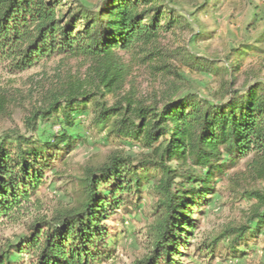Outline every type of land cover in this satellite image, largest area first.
Here are the masks:
<instances>
[{"label": "trees", "instance_id": "obj_1", "mask_svg": "<svg viewBox=\"0 0 264 264\" xmlns=\"http://www.w3.org/2000/svg\"><path fill=\"white\" fill-rule=\"evenodd\" d=\"M178 14L182 11L172 0H102L94 6L79 0H0V67L7 73H22L52 57L84 62L82 72L60 77L28 110V136L0 137V222L30 203L47 173H62L56 163L65 161L79 137L70 130L81 116L90 112L100 131L143 150L137 156L115 150L100 164L85 165L77 178L76 204L34 220L27 235L0 248V264H22L13 259L15 252L29 256L28 264L104 261L111 233L103 221L122 206L139 210L143 190L155 197L146 231L149 249L130 264H182L185 235L195 229L193 213L202 212L226 170L251 155L247 167L264 178V82L257 77H247L237 89L228 82L224 101L174 89L160 103L135 101L127 93L107 103V96L124 88V54L154 60L156 42L166 32L189 28ZM248 49L253 50L231 53L238 59L235 70H242ZM6 106L0 89V113ZM44 122L59 129L41 140L34 134ZM242 193L264 203L259 190ZM259 234L264 235V211L255 210L248 223L226 227L206 248L212 253L227 238V252L234 255Z\"/></svg>", "mask_w": 264, "mask_h": 264}, {"label": "rangeland", "instance_id": "obj_2", "mask_svg": "<svg viewBox=\"0 0 264 264\" xmlns=\"http://www.w3.org/2000/svg\"><path fill=\"white\" fill-rule=\"evenodd\" d=\"M79 1L94 6L102 0ZM172 2L182 11L178 15L189 23V28L175 27L166 32L156 42L159 57L154 60L142 62L141 54H124L128 76L119 94L106 97L109 105L123 93L131 95L135 101L160 103L174 89L181 93L192 92L213 102L224 101L228 82L234 89L244 87L247 77H257L264 82V52L254 50L264 51V0ZM245 47L253 50L248 49L242 70H235L238 59L231 53ZM83 70L81 59L67 57H52L18 74H9L0 67V89L7 99L6 109L0 113V137L5 133L28 136L24 126L28 110L59 84L60 77ZM58 129L59 125L44 122L34 135L45 140ZM70 132L79 137L65 154V161L56 163L62 173L57 176L47 173L46 182L30 203L0 222V248L27 235L34 220L50 218L55 211L74 206L78 200L77 178L85 165L100 164L115 150L131 156L143 152L136 143L110 136L107 130L100 131L92 123L90 112L81 116ZM251 160L249 155L226 170L227 176L217 182V192L208 196L202 212L193 213L195 229L185 235L189 238L180 258L182 264H264L263 234L249 238L234 255L227 252V238H221L212 253L206 248L226 227L248 223L255 210L264 211V203L247 199L242 193L254 189L264 193V178L247 167ZM154 203V195L143 190L139 210L126 205L110 212L103 225L111 233L107 240L111 252L98 264H130L148 251L146 231L153 220ZM13 259L28 264L29 256L15 252Z\"/></svg>", "mask_w": 264, "mask_h": 264}]
</instances>
